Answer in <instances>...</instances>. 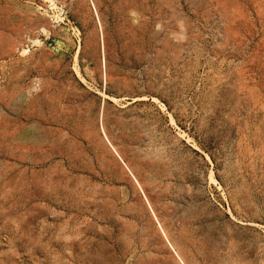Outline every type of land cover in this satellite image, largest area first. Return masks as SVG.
I'll return each instance as SVG.
<instances>
[{"label": "rangeland", "instance_id": "obj_1", "mask_svg": "<svg viewBox=\"0 0 264 264\" xmlns=\"http://www.w3.org/2000/svg\"><path fill=\"white\" fill-rule=\"evenodd\" d=\"M166 234L264 264V0H0V264H179Z\"/></svg>", "mask_w": 264, "mask_h": 264}, {"label": "bare ground", "instance_id": "obj_2", "mask_svg": "<svg viewBox=\"0 0 264 264\" xmlns=\"http://www.w3.org/2000/svg\"><path fill=\"white\" fill-rule=\"evenodd\" d=\"M163 229V228H162ZM166 241L167 244H169L168 246L171 247V249L174 251L175 253V258L177 259L179 264H186L185 260L183 259V257L181 256V253L179 252V250L175 247V245L171 242V240L169 239L168 235L166 234Z\"/></svg>", "mask_w": 264, "mask_h": 264}]
</instances>
